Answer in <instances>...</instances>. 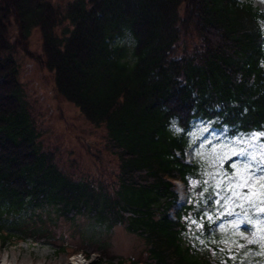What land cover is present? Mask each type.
<instances>
[{"label":"trees","instance_id":"obj_1","mask_svg":"<svg viewBox=\"0 0 264 264\" xmlns=\"http://www.w3.org/2000/svg\"><path fill=\"white\" fill-rule=\"evenodd\" d=\"M33 28L40 55L29 48ZM263 37L264 11L238 0H0L1 244H19L34 211L54 206L69 221L85 216L141 237L145 257L123 264H216L188 243L186 217L198 206L179 208L174 180L203 191L191 182L199 166L185 159L194 122L231 137L264 131ZM126 38L130 49L115 44ZM20 53L53 72L58 93L104 130L107 178L97 163L94 178L50 149Z\"/></svg>","mask_w":264,"mask_h":264},{"label":"rangeland","instance_id":"obj_2","mask_svg":"<svg viewBox=\"0 0 264 264\" xmlns=\"http://www.w3.org/2000/svg\"><path fill=\"white\" fill-rule=\"evenodd\" d=\"M70 1L72 0H50L52 4L61 8L66 7ZM238 1L251 2L255 7L264 11V0ZM115 44L131 48L128 38ZM29 48L36 55L43 53V38L38 28L32 29ZM19 61L21 80L26 89L29 104L37 115L36 120L46 133L47 138L45 139L50 149L57 152L58 156L62 157V161L71 165L74 170L85 169V172L94 178L98 176L95 165L97 163L100 170L105 171L107 178L109 171L113 169L112 166L110 169L106 168L108 156L104 148V130L102 128L93 130L78 108L68 103L58 93L53 72L41 68L24 53H20ZM187 138L185 153L187 160L199 166L198 178L191 181L194 186L201 185L202 180L208 181L209 188L216 183L217 178L222 176L221 169L226 167L224 158L232 145L248 149L253 159L264 160V142L258 134L231 137L226 131L215 129L212 123L196 121L188 131ZM208 141H211L214 146L210 148ZM98 150L106 155L100 162L91 156V152L98 154ZM229 179L231 177H222L221 183L227 185ZM254 184L260 187L255 190L253 206L236 209L241 212V219L232 222L224 221L217 227L211 228L210 231L213 234L210 237H205L201 229L188 222L196 216L193 211L186 217L188 222L186 238L191 247L203 256L200 257L201 259L206 258L216 264H264V247H261L259 243H250L253 240H264V214L255 208V202L260 199L259 193L264 192V176L256 178ZM206 195L204 191L191 194L186 190V203L194 200L203 212L218 213L216 219H219L224 214L223 199L219 206H205ZM224 195L230 194L225 190L222 197ZM230 199L235 200L232 197ZM181 200L180 205H185L186 203L183 204ZM34 215L33 220L36 224L30 228V233L19 244L2 245L0 242V261H9V264H95L93 259L81 262L79 256H74L82 251L90 252L92 256L99 252L106 261H109V264H123V261L128 260L139 262L145 257L144 240L128 232L124 226L109 228L85 216H78L74 221H69L60 215L54 206L37 209ZM240 222H246L248 225V227L245 226L244 233L238 230ZM39 234H44V236ZM17 235H20V232H17ZM208 240L213 243H209ZM238 243L245 247L239 248ZM98 244L106 246V249L98 248ZM228 249H232L237 257L235 260L229 258ZM70 250L77 251L71 255Z\"/></svg>","mask_w":264,"mask_h":264},{"label":"snow or ice","instance_id":"obj_3","mask_svg":"<svg viewBox=\"0 0 264 264\" xmlns=\"http://www.w3.org/2000/svg\"><path fill=\"white\" fill-rule=\"evenodd\" d=\"M173 123H176L174 121ZM183 132H187V129H182ZM264 138V131L255 133ZM264 142V141H262ZM209 147H213V143L208 141ZM225 168L221 169V177H218L216 183L211 188L208 187V181H200L201 187L204 192L207 193L205 196V206L212 205L213 207L221 204V199L224 201V214L216 219L218 213L203 212L198 207L194 210L197 215L190 219L188 222L201 229L205 237H210L213 233L210 231L211 228L217 227L224 221L232 222L233 220L241 219V212L236 209H241L243 206L251 207L255 200V190L260 186L254 184V180L261 176H264V160L253 159V155L248 149L239 147L236 145L230 146L229 153L224 158ZM206 175V174H205ZM222 177H231L227 185L221 183ZM227 191L230 195H224L222 193ZM260 199L255 202L256 210L264 214V192L259 193ZM209 197L211 199H209ZM230 197L235 198L231 200ZM253 197V199H249ZM191 203V201H187ZM207 217V219H205ZM245 226L248 227L246 222H240L238 224V230L244 233ZM209 243L213 241L208 240ZM224 243H231L230 241H223ZM252 244H261L264 247V240L258 239L250 241ZM239 248H244L243 244H237ZM229 258L235 260L237 257L234 255L232 249H228Z\"/></svg>","mask_w":264,"mask_h":264},{"label":"built area","instance_id":"obj_4","mask_svg":"<svg viewBox=\"0 0 264 264\" xmlns=\"http://www.w3.org/2000/svg\"><path fill=\"white\" fill-rule=\"evenodd\" d=\"M96 258H97V254H94V255L92 256V259L95 260ZM79 259L81 260V262H85V261H86V258H85V256H84L83 254H81V255L79 256Z\"/></svg>","mask_w":264,"mask_h":264},{"label":"clouds","instance_id":"obj_5","mask_svg":"<svg viewBox=\"0 0 264 264\" xmlns=\"http://www.w3.org/2000/svg\"><path fill=\"white\" fill-rule=\"evenodd\" d=\"M72 261H74V257H72ZM0 264H9V261H0Z\"/></svg>","mask_w":264,"mask_h":264},{"label":"bare ground","instance_id":"obj_6","mask_svg":"<svg viewBox=\"0 0 264 264\" xmlns=\"http://www.w3.org/2000/svg\"><path fill=\"white\" fill-rule=\"evenodd\" d=\"M72 264H75V263H72ZM77 264V263H76Z\"/></svg>","mask_w":264,"mask_h":264}]
</instances>
